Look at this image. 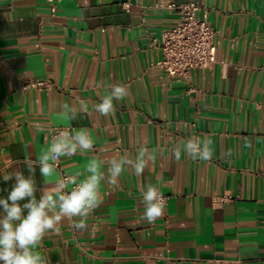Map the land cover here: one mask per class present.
Returning a JSON list of instances; mask_svg holds the SVG:
<instances>
[{
    "label": "crops",
    "instance_id": "1",
    "mask_svg": "<svg viewBox=\"0 0 264 264\" xmlns=\"http://www.w3.org/2000/svg\"><path fill=\"white\" fill-rule=\"evenodd\" d=\"M197 3L216 31V62L172 78L156 45L181 16L161 5ZM127 4L128 6H125ZM0 0V177L35 163L56 129L87 128L94 150L57 162L69 175L92 157L155 159L137 176L126 167L102 203L74 230L63 221L39 250L50 264H264V0ZM44 89H25L32 82ZM126 86L115 114L94 105L110 85ZM87 103L82 111L80 102ZM76 119L63 116V105ZM212 140L210 161L174 147ZM37 197L48 187L36 167ZM14 181L0 180V197ZM167 198L149 224L140 194ZM231 196V200L225 199Z\"/></svg>",
    "mask_w": 264,
    "mask_h": 264
},
{
    "label": "clouds",
    "instance_id": "2",
    "mask_svg": "<svg viewBox=\"0 0 264 264\" xmlns=\"http://www.w3.org/2000/svg\"><path fill=\"white\" fill-rule=\"evenodd\" d=\"M111 91L100 97L94 110L100 116L115 114L114 100L128 95L126 86L114 84ZM63 116L76 119V109L65 104ZM82 111L87 103L80 102ZM95 141L87 128L59 129L51 135L50 142L41 150L38 160L25 161L24 171L14 169L0 177L4 183L14 181L8 195L0 197V264H50L49 258L39 250L41 241L50 232L58 230L63 221L77 231L87 229V220L102 203L101 185L106 175L115 186L126 167L137 176L144 174L149 161L155 159L148 148H141L135 159L127 155L113 157L108 161L92 157L83 171L61 177L57 162L61 157H71L78 151L94 150ZM212 140L205 137L189 138L174 147L173 154L179 158L181 150L193 160L210 161L213 157ZM48 185L37 197L36 167ZM140 203L144 211L141 219L149 224L162 217L166 208L165 198L153 184L142 189Z\"/></svg>",
    "mask_w": 264,
    "mask_h": 264
},
{
    "label": "built area",
    "instance_id": "3",
    "mask_svg": "<svg viewBox=\"0 0 264 264\" xmlns=\"http://www.w3.org/2000/svg\"><path fill=\"white\" fill-rule=\"evenodd\" d=\"M49 3L52 14L57 12L56 0H45ZM125 6H128L125 4ZM181 16L174 27L164 30L156 45L162 53V60L157 66L172 78H183L188 81L192 71L206 70L216 62V31L210 21L199 16L200 6L197 3L178 5L175 3L163 6ZM46 82H32L25 89H44ZM59 129H56L57 131ZM54 131V132H55ZM53 132V133H54ZM65 176L62 174V177ZM165 204H167V198ZM225 199L231 200V196ZM218 264H228L218 262Z\"/></svg>",
    "mask_w": 264,
    "mask_h": 264
}]
</instances>
